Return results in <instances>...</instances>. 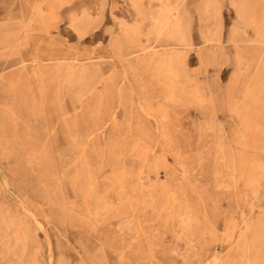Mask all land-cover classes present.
Wrapping results in <instances>:
<instances>
[{"label": "rangeland", "instance_id": "obj_1", "mask_svg": "<svg viewBox=\"0 0 264 264\" xmlns=\"http://www.w3.org/2000/svg\"><path fill=\"white\" fill-rule=\"evenodd\" d=\"M138 2L0 0V264H264V0Z\"/></svg>", "mask_w": 264, "mask_h": 264}, {"label": "bare ground", "instance_id": "obj_2", "mask_svg": "<svg viewBox=\"0 0 264 264\" xmlns=\"http://www.w3.org/2000/svg\"><path fill=\"white\" fill-rule=\"evenodd\" d=\"M134 4L137 5L139 2L138 0H133ZM165 35V34H164ZM219 36V35H218ZM165 37V36H164ZM214 38V37H213ZM212 42V41H211ZM217 42V41H216ZM140 49L143 51H151L154 49V45H152L151 43H141L140 44ZM24 61V60H23ZM115 112V111H114ZM113 118V117H112ZM103 137V136H102ZM142 184V183H141ZM216 258V257H215ZM214 259V258H213ZM216 260V259H214ZM207 262V261H206Z\"/></svg>", "mask_w": 264, "mask_h": 264}]
</instances>
